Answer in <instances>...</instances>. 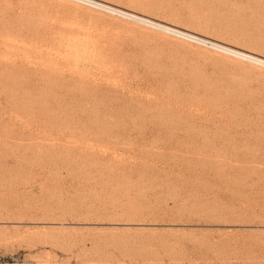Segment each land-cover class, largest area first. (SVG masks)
Instances as JSON below:
<instances>
[{"label": "rangeland", "instance_id": "obj_1", "mask_svg": "<svg viewBox=\"0 0 264 264\" xmlns=\"http://www.w3.org/2000/svg\"><path fill=\"white\" fill-rule=\"evenodd\" d=\"M98 1L264 57V0ZM0 264H264V67L0 0Z\"/></svg>", "mask_w": 264, "mask_h": 264}, {"label": "bare ground", "instance_id": "obj_2", "mask_svg": "<svg viewBox=\"0 0 264 264\" xmlns=\"http://www.w3.org/2000/svg\"><path fill=\"white\" fill-rule=\"evenodd\" d=\"M83 1H87V2H89L92 6H94V7H97V8H100V9H103V10H106V11H109L110 13H112L113 15H116V16H118V17H122V18H127V19H130V20H132L133 22H136V23H139V24H142V25H144V26H148V27H150V28H153V29H156V30H159V31H161V32H163V33H166V34H169V35H172V36H175V37H177V38H180V39H182V40H184V41H187V42H192V43H195V44H197V45H199V46H202L203 48H207V49H210V50H213V51H215V52H218V53H221V54H224V55H226V56H229V57H232V58H236V59H241V60H245V61H247V62H250V63H252V64H255V65H257V66H260V67H264V57H260V56H257V55H254V54H252V53H250V52H247V51H244V50H242V51H240V50H238L237 48H234V47H232V46H230V45H227V44H223V43H221V42H216V41H213L212 39L210 40V39H207V38H204V37H201V38H203V40H206V41H201V40H195V39H191V38H188V37H185V36H183V35H180V34H178V33H175V32H171V31H167V30H164L163 28H159V27H157V26H155L154 24H152V23H148V22H143V21H139V20H136V19H134V18H132V17H136V16H139V17H141V15H138V14H136V13H133V12H130V11H126V10H123V9H121V8H118V7H112V9H109V8H105V7H102V6H99V5H96V4H94V3H97V4H100V5H104L105 6V4H103L102 2H100V1H98V0H83ZM107 6V5H106ZM141 18H144V17H141ZM144 19H147V18H144ZM148 20H150V19H148ZM155 23H157V22H155ZM161 24H163V23H161ZM164 25V24H163ZM165 26V25H164ZM166 26H168V25H166ZM168 27H171V26H168ZM171 28H174V27H171ZM211 28V27H210ZM174 29H177V30H179V31H182V32H186V31H183V30H181V29H178V28H174ZM192 34V33H191ZM221 47H224V48H226V49H223V48H221ZM230 50V51H229ZM233 51H235V52H242V53H244V55L245 56H242V55H240V54H237V53H235V52H233ZM244 115V114H243ZM238 116V115H237ZM245 116V115H244ZM239 117H240V115H239ZM238 117V118H239ZM241 118V117H240ZM239 118V119H240ZM242 118H243V116H242ZM247 119V118H246ZM217 218V217H216ZM10 221V220H9ZM53 221V220H52ZM87 221V220H86ZM109 221V220H108ZM220 221V220H219ZM13 222H15V221H13ZM44 222H45V220H44ZM46 222H47V220H46ZM49 222H51V221H49ZM89 222V221H88ZM103 222V221H102ZM110 222V221H109ZM117 222H119V221H117ZM129 222V221H128ZM19 223V222H18ZM58 223V222H57ZM56 223V224H57ZM47 224V223H46ZM53 224V223H52ZM58 224H60V223H58ZM57 224V227H59V225ZM83 224V223H82ZM122 224V223H121ZM128 224V223H127ZM49 225H51V223H49ZM55 225V224H54ZM118 225V224H117ZM138 225V224H137ZM64 226L65 225H63V228H64ZM55 228V227H54ZM60 228V227H59ZM61 228H62V226H61Z\"/></svg>", "mask_w": 264, "mask_h": 264}, {"label": "built area", "instance_id": "obj_3", "mask_svg": "<svg viewBox=\"0 0 264 264\" xmlns=\"http://www.w3.org/2000/svg\"><path fill=\"white\" fill-rule=\"evenodd\" d=\"M72 1H75V2H78V3H81V4H85V5H88V6H91V7H94L92 6L89 2L87 1H83V0H72ZM94 8H97V7H94ZM97 9H100V8H97ZM100 10H103V9H100ZM103 11H106V10H103ZM109 12V11H108Z\"/></svg>", "mask_w": 264, "mask_h": 264}]
</instances>
